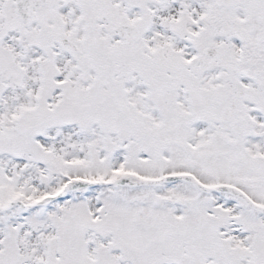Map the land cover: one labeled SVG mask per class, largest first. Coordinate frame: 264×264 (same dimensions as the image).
Masks as SVG:
<instances>
[{"label":"snow or ice","instance_id":"6c2138e0","mask_svg":"<svg viewBox=\"0 0 264 264\" xmlns=\"http://www.w3.org/2000/svg\"><path fill=\"white\" fill-rule=\"evenodd\" d=\"M0 264H264V0H0Z\"/></svg>","mask_w":264,"mask_h":264}]
</instances>
